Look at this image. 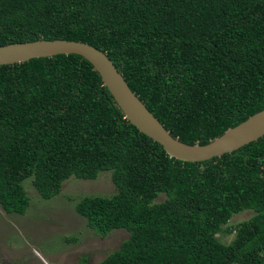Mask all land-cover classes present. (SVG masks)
Masks as SVG:
<instances>
[{"label":"trees","instance_id":"16d2710c","mask_svg":"<svg viewBox=\"0 0 264 264\" xmlns=\"http://www.w3.org/2000/svg\"><path fill=\"white\" fill-rule=\"evenodd\" d=\"M40 38L105 52L188 144L264 108V0H0V45ZM104 170L115 193L84 195L75 210L98 235L128 237L98 264H264V136L181 161L129 123L80 55L0 65V207L25 213L27 178L49 199L69 177Z\"/></svg>","mask_w":264,"mask_h":264},{"label":"rangeland","instance_id":"374dc122","mask_svg":"<svg viewBox=\"0 0 264 264\" xmlns=\"http://www.w3.org/2000/svg\"><path fill=\"white\" fill-rule=\"evenodd\" d=\"M22 183L29 198L25 213H6L0 207V264H98L128 237L122 228L98 235L75 210L84 195L115 193L110 171L99 172L95 179L71 176L49 199L39 195L31 178ZM164 198L160 194L156 201ZM253 214L249 209L233 214L228 224L237 225ZM217 236L227 244L234 232H219Z\"/></svg>","mask_w":264,"mask_h":264},{"label":"water","instance_id":"95a60500","mask_svg":"<svg viewBox=\"0 0 264 264\" xmlns=\"http://www.w3.org/2000/svg\"><path fill=\"white\" fill-rule=\"evenodd\" d=\"M56 54H77L86 59L101 77L124 117L140 132L158 142L164 151L181 161H203L242 147L264 136V108L248 116L204 144H188L173 137L130 89L105 52L79 40L36 39L0 45V65Z\"/></svg>","mask_w":264,"mask_h":264}]
</instances>
